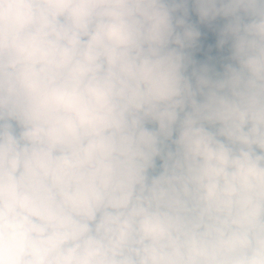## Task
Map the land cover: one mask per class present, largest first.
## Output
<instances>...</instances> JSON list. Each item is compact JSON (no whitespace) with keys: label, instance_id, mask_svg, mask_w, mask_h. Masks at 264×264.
<instances>
[{"label":"clouds","instance_id":"clouds-1","mask_svg":"<svg viewBox=\"0 0 264 264\" xmlns=\"http://www.w3.org/2000/svg\"><path fill=\"white\" fill-rule=\"evenodd\" d=\"M0 264H264V0H0Z\"/></svg>","mask_w":264,"mask_h":264}]
</instances>
